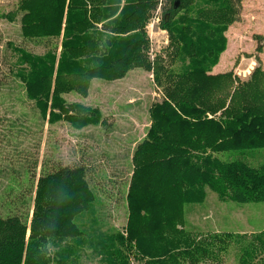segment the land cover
Wrapping results in <instances>:
<instances>
[{"label":"trees","instance_id":"1","mask_svg":"<svg viewBox=\"0 0 264 264\" xmlns=\"http://www.w3.org/2000/svg\"><path fill=\"white\" fill-rule=\"evenodd\" d=\"M169 1L163 23L171 33L170 61L154 69L163 98L151 107V127L133 154L128 237L118 239L137 259L149 258L147 264H181L192 255H211L206 242L175 240L184 235L177 229L183 206L201 203L206 188L238 204L264 202V163L255 168L244 160L246 152L264 150V82L254 80L257 69L236 87L231 75L210 74L225 49L223 34L235 21V4ZM157 5V0H18L20 42L7 45L17 55L10 73L41 114L54 98L52 110L61 112H51L50 123L63 117L77 130L99 125V110L68 103L60 95L72 91L74 77L113 81L132 69L151 71L144 28ZM182 10L194 11L197 18L172 27L173 15ZM59 40L57 56L58 48L50 46ZM32 43L46 47L45 53L30 51ZM175 60L179 71L171 69ZM227 153L242 157H218ZM31 164L36 189L6 195L11 209L0 216V264H51L50 244L58 247L55 264H76L75 249L64 250L60 243L83 236L76 221L96 201L88 169L50 159L42 162L37 178L39 161ZM256 250L252 247V253ZM94 253L106 264H128L114 238L102 239Z\"/></svg>","mask_w":264,"mask_h":264},{"label":"rangeland","instance_id":"2","mask_svg":"<svg viewBox=\"0 0 264 264\" xmlns=\"http://www.w3.org/2000/svg\"><path fill=\"white\" fill-rule=\"evenodd\" d=\"M157 1L144 28L151 71L132 69L124 78L113 81L74 77L72 91L60 95L68 103L82 104L102 114L99 125L77 130L63 117L62 121L50 123V113L61 112L52 110L54 98L49 97L47 113L41 114L35 102L27 97L22 83L13 79L9 64L16 61L17 55L7 45L10 41L17 45L20 39L15 19L18 0H0V216L5 217L11 209L6 199L8 193L16 195L19 191L36 189L37 183L31 182L34 159L39 161L37 178L42 162L50 159L64 166H86L96 201L76 221L83 236L60 243L64 250L68 246L75 249L76 264H106L94 253V248L102 239L113 238L121 254L127 256L128 264H147L150 260L137 259L135 251H130L127 244L118 243V239L128 237L131 212L127 194L133 154L151 127V107L163 98L154 76L155 64L166 66L170 61L167 51L171 47V33L163 23L170 1ZM232 1L237 15L223 34L225 49L210 74H229L236 87L251 80L257 69L254 80L264 82V0ZM193 18H197L194 11L177 12L172 27L184 26ZM61 43L59 40L50 46L58 48L57 56L62 52ZM29 49L42 55L46 47L32 43ZM171 69L179 71V61L175 60ZM213 117L208 114V118ZM218 157L233 161L242 156L227 153ZM244 160L255 168L260 167L264 163V150L246 152ZM24 162L29 165L28 172L23 170ZM205 193L201 203L183 206L177 229L184 235H175V240L206 242L211 255H192L193 262L188 259L181 264H264V202L238 204L221 199L209 188ZM254 246L257 250L252 253ZM47 248L50 263L55 264L58 247L50 244ZM184 248L182 245L180 249Z\"/></svg>","mask_w":264,"mask_h":264},{"label":"water","instance_id":"3","mask_svg":"<svg viewBox=\"0 0 264 264\" xmlns=\"http://www.w3.org/2000/svg\"><path fill=\"white\" fill-rule=\"evenodd\" d=\"M178 4H179V2L177 1L176 2V4H175V8H177L178 7ZM168 17V16H167Z\"/></svg>","mask_w":264,"mask_h":264}]
</instances>
